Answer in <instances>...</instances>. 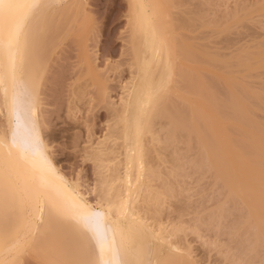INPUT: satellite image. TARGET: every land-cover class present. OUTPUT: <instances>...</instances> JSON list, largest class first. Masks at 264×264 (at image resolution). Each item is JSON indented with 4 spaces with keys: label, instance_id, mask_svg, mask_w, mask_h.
<instances>
[{
    "label": "bare ground",
    "instance_id": "1",
    "mask_svg": "<svg viewBox=\"0 0 264 264\" xmlns=\"http://www.w3.org/2000/svg\"><path fill=\"white\" fill-rule=\"evenodd\" d=\"M191 1L197 2V11L189 12L192 11L188 9ZM68 2L70 0H0V114L5 119V125H0V264H23L27 254L41 264H95L98 259V255L92 254L95 248L101 255L97 264H191L186 263L191 259L188 247L178 243L184 240V236L178 234L187 230L185 226L171 229L159 220L167 199L179 198L181 192H177V197L173 187L181 174L182 181L189 174H184L182 167L186 159L190 163L185 164L194 163L191 166L196 169L192 170L194 173L206 171L207 177L212 173L214 185L220 186V194L227 197L224 201L231 200L232 207L246 213L245 220L239 222L249 230H244L249 234L244 236H249L250 244L245 239L244 242L251 245H248L251 250H247L255 256L244 253V258H240L242 264L244 259L251 258L247 259L248 255L252 256V261L257 258V262L261 260L259 264H264V257H257L264 252V131H260L262 126L258 125V120H252L258 113L249 110L258 100L260 107L264 104L261 93L264 84L257 90L262 89L259 99L258 92H249L241 75L259 74L264 70V46L255 50L244 48L246 52L252 50L248 54L239 50L234 62L237 68L233 64L232 69L236 70L229 71L230 75L235 72L238 77L232 75L235 78L223 84L218 71L222 74L226 67L223 68L215 56L216 59L209 62L201 47L205 44L195 42L203 40L199 37L203 36L208 22H205L207 10L203 6L208 5L209 0H130V53L134 72L130 84L127 83L129 86H124L127 91L122 104L112 109V132L99 148L107 176L103 200L93 204L81 186L61 172L43 134L46 124L41 113L40 88L46 64L45 55L42 58L44 39L48 21L57 10L61 9L59 18L69 17ZM257 2L249 4L250 7L246 4L247 8L238 5L222 17L224 23L231 21V25L239 27L245 21L255 18L259 21V17H264V1ZM183 5L187 10L181 8ZM191 33H195L194 36ZM203 41L205 43V39ZM205 62L207 66L212 64L214 70L220 64L216 79L214 70L210 74V67H204ZM210 77L226 90L225 97L220 95L218 85ZM97 79L94 78V82ZM235 88L243 90L239 94H244V99L235 97ZM257 93L256 102L252 95ZM246 95L252 96L251 100ZM219 105L220 108L216 107ZM209 108L220 114L224 112L221 108H228L222 114L225 115L219 117L223 119L229 113L228 120L233 119L234 123L231 128V123L223 126L233 136L222 133L224 127L218 132L217 125L220 127L224 121L215 120L214 111L211 113ZM252 130L260 134H253ZM109 140L111 143L106 145ZM183 151H186L184 156ZM175 154L183 157L177 158ZM163 167L168 172L160 169ZM193 172L190 177L195 176ZM172 178L175 185L170 181ZM158 181L161 185L156 184ZM225 202L221 199L220 205ZM216 203L217 209L219 203ZM221 207L217 215L215 208V213L210 210L215 215L211 216L212 221L220 222L218 217L222 216V210V214L225 212ZM200 217L197 224L204 219ZM206 218L210 228L212 222L208 220L211 218ZM202 223L201 226L206 224ZM238 232L235 233L237 238ZM176 235L182 238L176 239ZM233 254L235 257L236 252ZM231 261L234 264V260Z\"/></svg>",
    "mask_w": 264,
    "mask_h": 264
},
{
    "label": "rangeland",
    "instance_id": "2",
    "mask_svg": "<svg viewBox=\"0 0 264 264\" xmlns=\"http://www.w3.org/2000/svg\"><path fill=\"white\" fill-rule=\"evenodd\" d=\"M221 1L209 0L208 5L203 6L207 11L202 9L203 7L201 8L202 11H205L206 13L205 22L208 21L210 26L208 25L207 22L206 24L209 27L206 25L205 27L206 29H204V32L202 30L199 31L204 33V34L201 33L203 36L199 34L200 35L199 38L203 40L205 39V43L203 40L201 41L195 40V42H198L199 44L201 43L205 44V47L202 45L201 47H203L202 49H204L205 51L204 55L206 56V59L208 57L207 60L209 62H210L209 59H214L216 57L220 61V64L223 65V68L226 67L224 68L223 71L221 70L223 76L221 72L218 71L220 68L219 67L220 64L218 63L219 65L217 66V68L215 67V69L219 73L220 80H223L222 83L224 84L225 81L228 80L232 81V78L238 77L237 73L235 75V72H232V75L235 76L234 77L230 75L229 71L231 72L233 70H236L237 68L235 66L236 63L234 64V62H235V57L237 60V56H238L237 53H240L239 50L243 49L242 51H244L245 53L246 52L245 49H251L249 47H253V50H255L258 46L259 47L261 45L264 46V17H259V21L258 18H255L253 21H249L247 23L245 21V24L244 23L242 24L244 28L241 25L238 27L234 25V23L233 25H231V21L229 22V24L224 23L225 21L223 19L224 18L223 16H226L227 12L233 11L235 8H237L238 5L239 6L241 5V7H245V5L247 4L246 6L250 7L251 5L258 3L257 1L261 2V0H221ZM191 2L192 5H190V3L187 2L191 7H193V8H191L190 6L188 7L189 10H192L189 12H193L197 8L196 7L197 2L195 1L194 2L191 1ZM68 3H70L69 17L67 18V16H65L64 17L65 19L59 18L58 16H60L61 9L57 10L54 17L52 16L53 20L52 18H50L49 19L50 21H48L49 27L46 34L47 36H45L46 39H44L45 44L43 45V47L44 46L45 47L42 50V58L45 55L43 59L45 60L44 64L46 63L44 67V70L46 72L44 71L45 76H43L44 80L42 79L43 83L41 82L42 87L40 88L42 89L40 91L42 94L41 99L43 105L41 108V113L43 116V120L45 121L46 124V125L44 124L45 126L43 127V134L46 141L51 147L52 159L59 167L61 172L66 177L71 179V181L74 180L73 181L74 183L76 182V184H79V186H81L82 192L86 194L90 202H92L93 204H98L103 200L104 181L107 176L106 168L100 160L99 148L101 146V143L104 142V140H106L109 137L110 133L112 132L111 131L113 125V120H112L113 117L111 113L112 109L122 104L123 98L125 96V92L127 91L126 89H124V86L126 85L129 86L127 83L131 82L130 79H132L131 77L133 76V72H134L133 71L134 68L131 67L132 57L130 53L131 52L130 51L131 27L129 23L130 0H72V1L70 0V2ZM181 8L182 9L185 8L184 10H187V6L184 7L183 5V7ZM197 10L198 9H196L195 11ZM220 19L222 20V23ZM222 24H224V27ZM219 28L221 29L218 30ZM223 29L225 30L227 29L228 32ZM224 31L226 32V34ZM191 34L194 36L195 33H191ZM249 51L252 50H247L246 54H248ZM217 54L219 55L217 56ZM231 56L233 57L230 59L229 57ZM220 58L223 59L221 60ZM205 63L206 66L204 67L206 69L210 67L208 68V70H210L211 72L210 74L216 73V75L213 74L214 78L216 79L217 78L216 76H218L217 71L214 70L212 64L211 66L210 65L207 66V62ZM233 64L236 67V68L234 67L235 69H232ZM263 72L264 70H261L259 73L260 75L255 72H251L249 73L248 76L246 75L247 78L246 76L244 77V74H241L243 75L242 76L243 81L247 82L248 84L246 85L244 83L246 86H248V90L250 93L252 92L254 94V91L255 93L258 92L261 85L264 84V74H262ZM244 73L247 74V72ZM211 77L210 80L214 82V79H212L213 77L212 78ZM94 78L95 79L98 78L97 81L94 82L93 80ZM224 78L227 80H224ZM218 83L219 82L217 81L216 82V84L218 85L217 88L219 92L222 93L219 94L225 97V95H227L228 93H226V90L224 91L223 87H221ZM220 89H222L223 91H220ZM235 89L237 90L238 96H236L237 93ZM235 89H234L235 91L234 95L236 94L235 97L236 98L238 97L237 99L240 98L242 100L244 94L242 96V94L239 93H242L243 90L241 88L238 89L235 88ZM261 91L262 89H260V92ZM260 92H258L259 96L258 93L257 95L251 94L253 98L255 96L253 100H255L257 96L259 99L261 98ZM263 92L264 91H262L261 93L264 94ZM252 96L250 97L247 96V97H249L250 99ZM257 99L255 100L256 102ZM258 102L260 101L258 100ZM258 102L254 105L252 104V106L249 107V110H251L252 113H256V112L258 113V115H253L254 117L252 116L253 118L252 120L255 122H257L256 120H258L257 123L258 125L262 126L260 128L261 129L260 131L262 132L264 131L262 130L264 129V112H263L264 104H262L263 107L262 105L260 107V103ZM210 103L208 104L209 106L212 104ZM223 104H225V102ZM220 106L221 105L216 107L220 108ZM259 107L262 109V111L260 110ZM218 108L216 110H218ZM257 108L260 111L257 110ZM210 109L211 108H209L208 111H210L211 113L214 111L213 114L215 115L213 114L212 115L215 118V120H217L219 123H222V121H224L220 127H219L220 124L217 123L218 125L216 129L218 130V132L220 131L221 127L223 128L227 124L231 123L230 128L232 127L233 125L232 123H234L233 122L234 120L233 119L228 120L229 113L227 111L226 113L228 114L227 116H225V118L222 119L219 117L220 115L221 117H223L225 114L224 115L222 114L225 113V109L227 110L228 108H221V110L224 109V112L221 114L218 113L219 111L218 112L216 111L217 115L214 108L213 111H211ZM2 116L3 115L0 114V123H1L0 125H5V119ZM215 116L220 118L221 121ZM224 128L221 132L222 133L226 132L224 134H227L228 132L229 134L227 135V137L231 135V133L227 130V128H225L226 130H224ZM260 131L259 132L253 131V134L256 133L260 134ZM111 140H109L108 143L106 142V145H109V143H111L110 142ZM185 152L183 151V156L185 155ZM166 154H168V152H166ZM178 154H175L174 156L180 158L182 155L180 154L178 157ZM152 156H155L154 153ZM167 159L168 158L165 157V160ZM186 160L188 161L186 162ZM186 160L185 162L183 161L184 165L182 167L184 170V174L189 173L188 176L186 177L188 178L190 177V175L193 176L192 172L196 169L195 167H191L192 165H194V163H192V165L189 166L187 164L190 163V160L189 159ZM157 162L159 165V161ZM157 162L154 163H156L157 165ZM191 162H193V159L191 160ZM185 165L186 168H184ZM162 166L163 165L159 167ZM168 168L171 167L168 166ZM160 169L164 170V167L163 169L162 168ZM185 169L186 170L188 169L187 172H185L186 171ZM183 170H181V172ZM189 170L191 173L188 172ZM164 171L168 172V169ZM197 172L196 171L195 173L193 172L195 174L194 177H190V179L185 178L183 179L184 181H182L183 174L179 172L181 175L179 177L177 176L179 178V182H177V184L179 183L178 188H176L177 184L174 181L175 178H172L170 180L173 182V185L176 184V186L173 187V189L175 190L174 194L176 195L177 192H181V193L179 194V198H175L174 196V198L172 197L170 199H167L166 201L167 203H165L163 209L160 211L159 220L160 222H163L165 225L167 224L168 226H170V228L175 226L176 229L179 228L181 229L184 228L183 226H185V228L187 229L185 232H179V234L177 233L178 236L180 234L184 236L183 242H182L183 239L182 237H178L177 235H176L177 237L175 236L176 239L182 238L180 239V241L178 240L179 241L178 243L181 242L182 246L188 247V252L190 251L189 259L190 258L191 259L186 261V263L190 262L191 264L194 263L195 264L196 263L197 264H231V262H233L231 261L232 259L234 260V264H235L239 254L243 252L242 254H240L241 256H239L238 258L239 259L238 263L241 262L242 264V259L240 258H242L246 254H250V251H248L250 249V247H248V245L250 244L248 240L250 239H248L249 236L247 237V235H249L247 234L249 230L243 228L244 224L239 222L245 220L244 216L246 215V213L244 212V210L242 209L239 210L238 208H236V206L232 207L233 205L231 204L233 202L231 203L230 202L231 200L228 199L229 201L228 200L226 202L224 201L225 195L224 196L221 195L222 190H219V188L220 189L222 188L220 186L214 185L216 184V182L214 183L213 182L214 179H211L214 177L213 175H212L213 177H211L212 173L210 175L208 173V177H207L206 171H203L204 173L202 171L201 173L198 172L199 174H197ZM200 174L204 176L203 180L199 177ZM186 175H184V177ZM181 176L182 178H180ZM178 178L176 179V181H178ZM158 182L159 183L156 184L161 185V182L160 181ZM182 188L183 191L185 190L184 192L182 191ZM180 195L183 196L180 197ZM220 198L222 199V202H225L222 203V205L226 204L225 207L220 205L221 203ZM216 201L220 205V206L218 205L217 209L215 208L217 204ZM219 207H221V210L224 208L226 209V210L224 209V211L226 212V213L224 212L225 216H223L224 213L222 214L223 212L222 210L221 214L220 213L219 214L222 215L223 217L222 216L218 217L219 214L217 216L220 222H218V219L217 221H212L211 216H213L216 211H217L216 212L217 215ZM214 208L216 209V211ZM231 208L234 209L231 210ZM229 209L230 211H228ZM210 210L214 211V213H210L212 212ZM208 211H209L208 216H206ZM241 211H243V213ZM199 214L201 215L205 214V215L201 216ZM198 216L199 217L201 216L200 219L204 217L206 222L202 218L201 219L202 221L199 219L200 224L199 223L197 224L196 222L198 221L196 220H198ZM206 217H208V219L211 218L208 220L210 223L212 222L210 228H208L209 224L207 222ZM221 218L224 219L221 220ZM201 223L202 224L206 223V224L201 226ZM237 224L240 225V227H238ZM237 227L240 229L239 231L240 233L237 231L238 229ZM192 229H193V233H192ZM244 230H246L247 232H245ZM236 232H238L237 234H239V238H237V235H235ZM245 234L247 235L244 236ZM175 238L174 240L177 241ZM233 239H235V242L233 241ZM244 239L245 242L248 241L247 243L249 244L245 243ZM242 244L244 245L242 246ZM92 245L94 244L92 243ZM94 248L95 245L93 246L92 249ZM235 248H237V250H234ZM97 251L95 248V250L92 251L93 252L92 254L96 256L98 255V259H97L98 261L101 255L100 252L98 251L99 252L98 253ZM262 251L263 250H260V252ZM235 252L236 254L234 257L233 253ZM255 253L257 254L258 252ZM263 253H261V255L259 253L257 257L262 259L264 257ZM250 255H254V254H252L251 252ZM96 256L94 258L95 260H96ZM231 257H233L234 259ZM250 257L252 258V256L248 255L247 259H249ZM23 259H24L23 264H41V262H39L38 259L35 260V257L33 256L30 257V255L28 254L25 257H23ZM249 260L244 259L243 264H250V263L259 264V262L261 261L259 259L258 262L257 260L255 261L254 257H253L254 261H252V259L251 261ZM97 261H94L95 264H97Z\"/></svg>",
    "mask_w": 264,
    "mask_h": 264
}]
</instances>
